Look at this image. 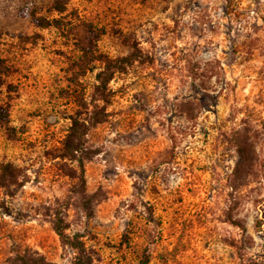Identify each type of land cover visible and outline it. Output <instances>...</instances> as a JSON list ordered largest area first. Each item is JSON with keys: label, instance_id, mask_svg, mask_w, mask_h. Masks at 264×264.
Listing matches in <instances>:
<instances>
[{"label": "rangeland", "instance_id": "obj_1", "mask_svg": "<svg viewBox=\"0 0 264 264\" xmlns=\"http://www.w3.org/2000/svg\"><path fill=\"white\" fill-rule=\"evenodd\" d=\"M55 1L0 0V264H75L57 212L85 264H264V0Z\"/></svg>", "mask_w": 264, "mask_h": 264}, {"label": "trees", "instance_id": "obj_2", "mask_svg": "<svg viewBox=\"0 0 264 264\" xmlns=\"http://www.w3.org/2000/svg\"><path fill=\"white\" fill-rule=\"evenodd\" d=\"M54 8L58 11H63L65 9V5L63 2H61V0H56L54 2ZM30 14L40 26L46 27L51 24L49 20L41 17L40 15H37L35 11L31 12ZM54 24L59 27L61 25V22L56 19L54 20ZM142 55V51H140V49H138L137 47H134L133 50L124 57L113 58L111 56L100 53L93 54L91 56L93 57V59L102 62V67L96 72L95 75L97 84L95 85V91L91 99L93 108L91 110L87 124L79 120L77 117H72L70 132H72L73 135H77L79 139H82V136H84V134L87 132L86 130H89L91 127L97 125L98 123L105 122L107 120L109 112L103 106H100L97 101L100 99L104 102L109 101V83L114 77L115 72L124 71L128 65L133 64L137 60H143ZM0 119L2 120L3 124L8 126V113H0ZM54 226L55 231L60 236L62 242L66 245L71 246L77 251L78 255L76 257L75 264L87 263L88 256L83 241L80 240L77 235L71 236L65 232L66 225L62 216L60 215V212L56 213ZM21 258L23 260H26L25 256ZM35 259L41 261L42 257H35Z\"/></svg>", "mask_w": 264, "mask_h": 264}]
</instances>
